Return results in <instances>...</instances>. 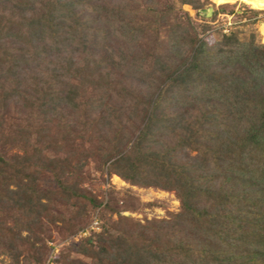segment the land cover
<instances>
[{"label": "trees", "instance_id": "obj_1", "mask_svg": "<svg viewBox=\"0 0 264 264\" xmlns=\"http://www.w3.org/2000/svg\"><path fill=\"white\" fill-rule=\"evenodd\" d=\"M203 3L0 0V264H43L89 210L54 264H264V42L208 40L183 8ZM91 165L179 207L124 215L139 200L95 192Z\"/></svg>", "mask_w": 264, "mask_h": 264}, {"label": "rangeland", "instance_id": "obj_2", "mask_svg": "<svg viewBox=\"0 0 264 264\" xmlns=\"http://www.w3.org/2000/svg\"><path fill=\"white\" fill-rule=\"evenodd\" d=\"M212 2L215 5L214 7L212 6ZM220 4H222L223 10L220 9ZM209 7H212V12L210 15H207L206 11ZM183 8L190 13L194 20H201L202 22H207L210 24V28L208 29L209 31L206 32V37L210 41L217 37L216 30H219L220 28L223 32H228L233 27H239L246 30L248 28H255L258 32L260 41L264 42V6L255 7L247 0H204L202 6L199 7L200 12L203 13L204 16L198 15L196 13V9H194L189 4H184ZM249 8H256L261 10V12L258 13L257 16L259 17V20L254 25H243V22H248V19H239L234 15L228 13L229 10L232 9L245 11ZM215 9H218L219 13L216 14L215 17H213ZM89 173L90 181L86 184L92 187L95 192H99L100 190H103V188L110 186L112 189L118 192L120 205L123 204L122 201L123 198L126 197V195L134 196L139 200V203L134 201L136 209L134 211L124 210V215H130L135 219L145 221L146 218L165 217L167 215V211L177 210L179 207V200L175 192L173 191H167L153 187H139L136 185H131L116 174L108 176L105 172L99 171L96 168L93 169L92 165L89 167ZM92 215L94 216L96 215V213L94 212V210H89L88 215L84 218H81L80 222H82V227L79 228L77 232L67 234L61 231V233L58 232L59 234L54 233L51 236L52 238L47 241L49 250L43 264H54L52 257L58 254L61 248H63L65 245L71 243L72 240L75 241L76 238H79V232H81L84 227L88 229L87 233H89V230L92 229L90 225L94 220ZM116 219V212H103L102 215L100 212V224H107ZM59 228L60 227H58V225L55 227L57 231ZM98 228L99 222L97 228L95 229Z\"/></svg>", "mask_w": 264, "mask_h": 264}, {"label": "bare ground", "instance_id": "obj_3", "mask_svg": "<svg viewBox=\"0 0 264 264\" xmlns=\"http://www.w3.org/2000/svg\"><path fill=\"white\" fill-rule=\"evenodd\" d=\"M255 7H262L264 6V0H247Z\"/></svg>", "mask_w": 264, "mask_h": 264}, {"label": "built area", "instance_id": "obj_4", "mask_svg": "<svg viewBox=\"0 0 264 264\" xmlns=\"http://www.w3.org/2000/svg\"><path fill=\"white\" fill-rule=\"evenodd\" d=\"M97 225H98V221L96 219L93 220L92 224L90 225V227L92 229H95L97 228ZM87 228H84L83 231H81L82 234H86L87 233Z\"/></svg>", "mask_w": 264, "mask_h": 264}, {"label": "water", "instance_id": "obj_5", "mask_svg": "<svg viewBox=\"0 0 264 264\" xmlns=\"http://www.w3.org/2000/svg\"><path fill=\"white\" fill-rule=\"evenodd\" d=\"M211 12H212V7H209V8L207 9V11H206V14H207V15H210Z\"/></svg>", "mask_w": 264, "mask_h": 264}]
</instances>
